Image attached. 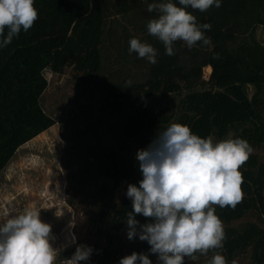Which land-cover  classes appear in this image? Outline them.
<instances>
[{
    "label": "trees",
    "instance_id": "obj_1",
    "mask_svg": "<svg viewBox=\"0 0 264 264\" xmlns=\"http://www.w3.org/2000/svg\"><path fill=\"white\" fill-rule=\"evenodd\" d=\"M153 2L160 0H34L33 26L0 47V172L22 144L56 122L41 104L48 86L45 69L63 74L73 67L76 79L113 98L117 109L128 108L125 138L117 144L67 150L68 201L76 205L79 195L88 208L86 232L95 239L91 264H119L133 252L159 264L147 241L138 235L128 239L126 223L133 210L128 185L139 187L143 179L136 153L159 131L179 123L201 138L214 136L218 142L231 134L264 150V44L255 37L258 25L264 26V0H220V7L205 12L189 6L198 23L211 25L205 30L211 43L189 49L177 41L171 56L147 32L156 15L147 11ZM172 2L181 7L179 0ZM134 37L158 50L157 63L129 54ZM250 84L255 91L249 97ZM158 99L167 105L156 113L150 102ZM239 170L242 200L235 207L214 205L223 222V248L196 253L194 261L185 257L184 264H208L217 251L228 264H264V159L253 152ZM135 219L152 222L142 214ZM88 239L80 238L78 246H90Z\"/></svg>",
    "mask_w": 264,
    "mask_h": 264
},
{
    "label": "clouds",
    "instance_id": "obj_2",
    "mask_svg": "<svg viewBox=\"0 0 264 264\" xmlns=\"http://www.w3.org/2000/svg\"><path fill=\"white\" fill-rule=\"evenodd\" d=\"M179 4L181 7L172 0H160L147 6L149 13L156 14L148 21L147 32L162 43L169 56L175 54L177 41L189 49L197 42L211 43L205 35L211 25L198 23L187 11L189 6L201 12L221 6L220 0H179ZM37 19L34 0H0V47L18 38L21 30L27 32ZM129 45V54L157 63L158 50L152 44L134 37ZM253 151L247 140L231 134L214 142L212 137L201 138L179 123L159 131L147 148L136 153L143 179L139 187L129 184L127 188L133 209L127 213L128 239L138 235L147 241L159 264H184L185 257L194 261L196 253L207 255L210 250L223 248V222L214 205L235 207L242 200L243 175L239 169ZM10 211L14 210H9L0 223V264H55L59 250L50 243L51 225L41 220L40 211L26 208L8 218ZM137 214L152 218V222L141 225L135 219ZM91 253V247L79 245L61 264H80ZM119 264L152 261L147 254L133 252ZM208 264L228 262L217 251Z\"/></svg>",
    "mask_w": 264,
    "mask_h": 264
},
{
    "label": "rangeland",
    "instance_id": "obj_3",
    "mask_svg": "<svg viewBox=\"0 0 264 264\" xmlns=\"http://www.w3.org/2000/svg\"><path fill=\"white\" fill-rule=\"evenodd\" d=\"M255 37L264 44L263 25H258ZM211 71L209 66L204 68L206 78ZM74 72L73 67H68L63 74L44 70L48 86L41 104L56 122L22 144L0 172V223L9 210L14 211H10L8 218L26 208L39 210L41 220L51 225L50 243L59 250L55 264L71 258L80 238L91 240L92 253L84 263L91 264L95 255L92 242L95 239L86 232L88 208L83 204L84 199L78 195L74 206L68 201L70 193L66 191L65 169L68 148L72 145H115L125 138L124 127L128 121L127 107L117 109L113 98L107 100L103 91L76 79ZM245 89L249 97L255 91L251 84ZM179 101L178 98L176 105ZM166 105V100H153L150 109L158 113ZM212 139L216 142L214 136ZM253 150L264 159L263 149Z\"/></svg>",
    "mask_w": 264,
    "mask_h": 264
}]
</instances>
